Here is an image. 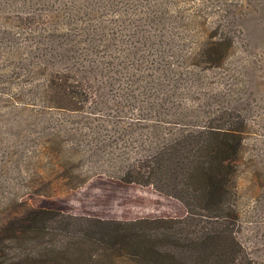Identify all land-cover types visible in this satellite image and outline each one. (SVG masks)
I'll return each instance as SVG.
<instances>
[{
	"label": "trees",
	"instance_id": "obj_1",
	"mask_svg": "<svg viewBox=\"0 0 264 264\" xmlns=\"http://www.w3.org/2000/svg\"><path fill=\"white\" fill-rule=\"evenodd\" d=\"M196 9L178 0H0V61L38 75L43 99L87 129L70 162L79 155L88 177L111 171L187 210L103 220L28 207L0 226V264H264L262 208L239 186L245 126H228V112L198 90L235 49L234 8L215 0ZM200 9H214L209 31Z\"/></svg>",
	"mask_w": 264,
	"mask_h": 264
},
{
	"label": "rangeland",
	"instance_id": "obj_2",
	"mask_svg": "<svg viewBox=\"0 0 264 264\" xmlns=\"http://www.w3.org/2000/svg\"><path fill=\"white\" fill-rule=\"evenodd\" d=\"M178 1L189 14H195L204 2L215 3ZM230 2L235 10L228 13L232 14L228 21L235 49L224 66L202 74L198 90L201 102H209L215 111L224 108L228 112L224 116L228 126H245L240 192L244 202L262 208L263 223L259 224L264 225V0L254 6L249 5L250 0ZM213 10L200 9L207 16L200 28L208 30L214 21ZM189 14L187 18L195 17ZM15 62L14 58L0 61V226L28 207L103 220L182 217L187 213L179 199L154 186L128 183L111 171L88 177L79 155L70 162L72 144L80 143L87 129L67 120L74 118L73 112L45 101L42 92L35 90L41 78L17 70ZM130 151L134 155L130 147L126 156ZM79 154L85 158L83 147Z\"/></svg>",
	"mask_w": 264,
	"mask_h": 264
}]
</instances>
